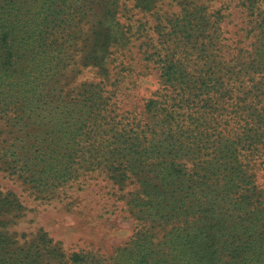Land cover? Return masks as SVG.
I'll return each mask as SVG.
<instances>
[{
	"label": "trees",
	"instance_id": "obj_1",
	"mask_svg": "<svg viewBox=\"0 0 264 264\" xmlns=\"http://www.w3.org/2000/svg\"><path fill=\"white\" fill-rule=\"evenodd\" d=\"M126 1L0 0V168L43 199L98 177L132 219L112 252L19 242L0 219V264H264V0H239L247 43L199 0L106 25ZM136 55L132 84L156 87L127 107Z\"/></svg>",
	"mask_w": 264,
	"mask_h": 264
},
{
	"label": "rangeland",
	"instance_id": "obj_2",
	"mask_svg": "<svg viewBox=\"0 0 264 264\" xmlns=\"http://www.w3.org/2000/svg\"><path fill=\"white\" fill-rule=\"evenodd\" d=\"M147 1L149 0L125 2L129 9L127 14L132 16L130 20L124 16L119 19H103V21L113 28L117 23L127 24L129 21L132 25L145 22L154 24V11L152 9L147 11L144 7ZM177 2L178 0H158L157 3L161 7V12L177 13L179 8ZM199 2L206 3L208 9L221 10L223 14L221 25L226 30L224 34L226 38L236 42L242 39L246 43L249 41L248 38H244L245 31L242 32L249 27L248 17L246 11L239 6V0H199ZM137 3H141V8L135 7ZM157 21L164 23L160 19ZM128 46L129 44L122 47V54L124 51L126 55L135 56L136 50H132V47L127 50ZM136 59L137 63L133 67L131 63V69L120 87L121 93L127 96L124 101L127 107L132 106L133 94L138 93L143 96L156 87L152 76H144L143 81L136 83V87L132 84L135 74L142 72L144 67L138 55ZM108 67L110 72L111 65ZM133 70L136 73H133ZM94 73L91 69L84 70L86 77H92ZM83 183L81 181L67 185L59 189L53 198L43 199L38 197L28 185L17 177L9 175L1 167L0 194L10 193L15 199V206L11 207L9 214L5 212L0 215V219L8 221L4 226L5 231L19 242L34 241L39 232H45L48 237L60 241L66 252L75 251L80 246L112 252L131 234L132 219L121 209V202L116 199L117 196L106 194L107 190L112 191L108 182L101 181L98 177H90Z\"/></svg>",
	"mask_w": 264,
	"mask_h": 264
}]
</instances>
